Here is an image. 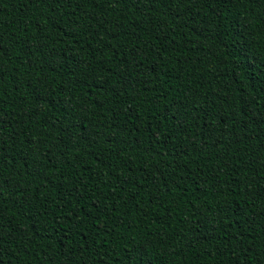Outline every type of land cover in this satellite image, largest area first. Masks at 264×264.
Returning a JSON list of instances; mask_svg holds the SVG:
<instances>
[{"label":"trees","instance_id":"obj_1","mask_svg":"<svg viewBox=\"0 0 264 264\" xmlns=\"http://www.w3.org/2000/svg\"><path fill=\"white\" fill-rule=\"evenodd\" d=\"M0 264H264V0H0Z\"/></svg>","mask_w":264,"mask_h":264},{"label":"snow or ice","instance_id":"obj_2","mask_svg":"<svg viewBox=\"0 0 264 264\" xmlns=\"http://www.w3.org/2000/svg\"><path fill=\"white\" fill-rule=\"evenodd\" d=\"M247 47H248V46L246 45V46H245V48H244V49H242V51H246Z\"/></svg>","mask_w":264,"mask_h":264}]
</instances>
